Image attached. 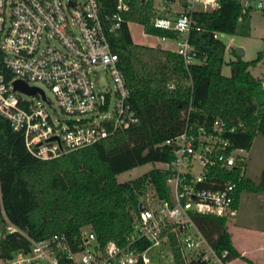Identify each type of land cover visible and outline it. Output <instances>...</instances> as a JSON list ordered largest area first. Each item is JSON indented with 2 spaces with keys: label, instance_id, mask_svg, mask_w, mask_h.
Here are the masks:
<instances>
[{
  "label": "built area",
  "instance_id": "built-area-1",
  "mask_svg": "<svg viewBox=\"0 0 264 264\" xmlns=\"http://www.w3.org/2000/svg\"><path fill=\"white\" fill-rule=\"evenodd\" d=\"M136 1H151V24L170 32L157 35L159 42L153 45L180 54L187 66L197 52L190 33L203 31V15L219 9L224 0H115L111 13H104L98 0H0V115L21 132L30 154L55 158L137 123L130 90L111 45L123 24L130 31L136 23L125 17ZM233 1L240 5L238 24L244 23L251 9L264 12V0ZM139 25L142 33L156 37ZM221 34L212 30L214 38L221 39ZM99 67L110 76L112 86H99ZM16 80L37 90L14 89ZM37 82L51 90L58 108ZM234 130L220 117L209 124L187 120L179 134L165 141L174 145L171 171L165 176L168 194L160 197L151 187L142 192L138 209L140 204L143 208L124 242L101 244L86 228L72 243L63 233H55L39 240L29 238L28 252H16L2 264H136L140 259L144 264H162L152 260L150 253L159 249L169 260L170 251L163 247L168 248L171 234L190 258L203 264H230L228 251L218 252L211 245L193 215L233 212L235 184H218L213 175L245 161L246 149L233 146L225 136ZM143 241L148 245L139 249Z\"/></svg>",
  "mask_w": 264,
  "mask_h": 264
},
{
  "label": "trees",
  "instance_id": "trees-1",
  "mask_svg": "<svg viewBox=\"0 0 264 264\" xmlns=\"http://www.w3.org/2000/svg\"><path fill=\"white\" fill-rule=\"evenodd\" d=\"M111 13L115 0H98ZM240 5L224 0L219 9L202 17L203 31L193 30L189 41L197 52L185 66L182 56L159 47L133 42L126 24L111 38L119 65L130 90L129 102L138 121L100 141L51 159H40L26 149L21 132L13 130L0 115V262L16 252H28L31 241L64 234L69 242L80 238L84 228L101 244L124 242L138 215L143 191L151 187L160 197L168 194L165 176L171 171L174 145L165 141L179 134L188 120L209 124L215 117L235 126L225 135L235 147L249 149L254 136L264 135V78L250 68L264 60V48L246 60L234 48L225 59L226 44L212 30L227 34L248 32L247 20L236 22ZM127 19L142 24L145 33L168 35L151 24V1L132 2ZM247 17V16H246ZM230 68L228 75L222 67ZM173 84V88H168ZM161 163L129 180L117 175L145 163ZM241 165L218 169V184H235L231 210L240 192L264 191V172L258 181L242 172ZM212 176V175H211ZM229 213L194 214V220L211 245L227 250L229 260L242 256L232 245L227 230ZM16 229L9 231L8 226ZM139 243V249L147 246ZM169 260L159 249L151 259L162 264H203L184 253L173 234ZM249 264H254L247 260ZM136 264H144L141 259Z\"/></svg>",
  "mask_w": 264,
  "mask_h": 264
},
{
  "label": "rangeland",
  "instance_id": "rangeland-1",
  "mask_svg": "<svg viewBox=\"0 0 264 264\" xmlns=\"http://www.w3.org/2000/svg\"><path fill=\"white\" fill-rule=\"evenodd\" d=\"M248 32L245 34H221V39L227 45L225 52V59L228 60L233 55L230 52V49L236 46H241L244 49V54L241 56L243 59L249 60L255 58L258 51L264 48V12L259 9H251L248 12L247 17ZM130 34L132 39L137 44H143L148 47L154 46V42H159L157 35L151 36L142 33V28L139 24H131ZM151 43V44H145ZM171 45V42H167ZM164 44V43H163ZM252 74L264 78V60L259 61L255 66L250 68ZM230 68L227 64H224L222 67V73L228 75ZM96 77L100 87L112 86L113 82L110 76L107 74L104 68L99 67L96 70ZM37 86H40L45 90V93L50 100L52 106L57 107V100L51 90L43 83L37 82ZM22 98L28 101H35L33 96L27 94H21ZM47 108L51 111L48 104ZM58 108V107H57ZM62 115V112L59 111ZM53 114V113H52ZM245 161L241 165V170L253 180H259L261 178L262 172H264V135H256L252 141L251 147L245 150ZM161 163H145L139 166H136L130 170H126L117 175L119 181H125L137 177L144 172L148 171L153 166H162ZM2 264V262H0Z\"/></svg>",
  "mask_w": 264,
  "mask_h": 264
},
{
  "label": "crops",
  "instance_id": "crops-1",
  "mask_svg": "<svg viewBox=\"0 0 264 264\" xmlns=\"http://www.w3.org/2000/svg\"><path fill=\"white\" fill-rule=\"evenodd\" d=\"M226 225L232 245L246 258H233L230 264H264V191L240 192Z\"/></svg>",
  "mask_w": 264,
  "mask_h": 264
},
{
  "label": "water",
  "instance_id": "water-1",
  "mask_svg": "<svg viewBox=\"0 0 264 264\" xmlns=\"http://www.w3.org/2000/svg\"><path fill=\"white\" fill-rule=\"evenodd\" d=\"M235 50L239 56H242L244 54V49L241 46H236ZM13 86H14V89H19L27 93H33L37 90L35 86H28L26 83H24L21 80L14 81ZM142 208L143 206L140 204L139 209H142Z\"/></svg>",
  "mask_w": 264,
  "mask_h": 264
}]
</instances>
